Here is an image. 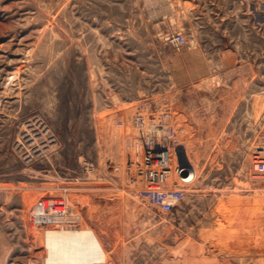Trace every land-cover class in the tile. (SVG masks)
Instances as JSON below:
<instances>
[{"label": "rangeland", "instance_id": "obj_1", "mask_svg": "<svg viewBox=\"0 0 264 264\" xmlns=\"http://www.w3.org/2000/svg\"><path fill=\"white\" fill-rule=\"evenodd\" d=\"M262 157L264 0H0L4 264H264Z\"/></svg>", "mask_w": 264, "mask_h": 264}, {"label": "built area", "instance_id": "obj_2", "mask_svg": "<svg viewBox=\"0 0 264 264\" xmlns=\"http://www.w3.org/2000/svg\"><path fill=\"white\" fill-rule=\"evenodd\" d=\"M175 40L177 42H181L183 40V36L177 35L175 37ZM148 150L149 148L146 151ZM257 168L263 171L264 162H259ZM153 172L157 173L156 171ZM153 177L151 181L148 183L147 187L144 190H142L143 196L148 198L154 204L160 206L162 209L170 210L173 203L176 202L182 196V191L179 189H163L159 184L158 175L157 174L156 176L153 175Z\"/></svg>", "mask_w": 264, "mask_h": 264}, {"label": "bare ground", "instance_id": "obj_3", "mask_svg": "<svg viewBox=\"0 0 264 264\" xmlns=\"http://www.w3.org/2000/svg\"><path fill=\"white\" fill-rule=\"evenodd\" d=\"M142 121H144V118L142 119ZM169 149H168V147L166 146V145H164V146H160V145H156V146H154V148H152V147H150L149 148V150L148 151H145V152H147V153H145V155H144V157L145 158H147V161H154L153 159H158V162H157V164H159V165H163L164 167H167V164H168V161H169V157L171 156L172 157V152H171V155L169 154ZM150 154H151V157H150ZM155 157V158H154ZM259 162H264V158L262 157V158H254V165H256V169H257V171H260L261 173H264V170L262 171V170H259L258 168H257V166H258V163ZM168 168V167H167ZM157 170V169H156ZM154 176H156V174L157 175H159V173L157 172V173H155V172H153L152 173ZM163 189H171V188H163ZM33 192V191H32ZM55 194V193H54ZM53 198V197H52ZM46 199V198H45ZM49 199H47V201H48ZM44 201V200H43ZM42 201V202H43ZM46 201V200H45ZM46 201V202H47ZM53 201H54V198H53ZM36 202V201H35ZM49 202V201H48ZM48 202H47V204H48ZM37 203V202H36ZM52 203V202H51ZM44 206H45V204L44 203H42ZM50 204V203H49ZM48 206H52V205H48ZM40 207H41V205H40ZM34 208V207H33ZM37 208V207H36ZM35 208V209H36ZM27 209V208H26ZM40 209V208H39ZM44 210H45V208H43ZM49 210V209H48ZM54 210V209H53ZM37 211V210H36ZM32 212V211H31ZM41 212V211H40ZM44 212V211H43ZM42 212V213H43ZM54 212H56V211H54ZM36 213V212H35ZM34 213V214H35ZM47 213V212H46ZM49 213H51V212H49ZM60 213V212H59ZM45 214V213H44ZM62 214V213H61ZM43 215V214H42ZM35 216V215H34ZM45 216V215H44ZM46 216H47V214H46ZM32 218H33V216H32ZM35 218V217H34ZM51 218H52V220H51V222L52 223H54V221L56 222L58 219H57V217L55 216V213H54V215H51ZM31 219V218H30ZM37 219V218H36ZM35 219V220H36ZM41 221V220H43V218L40 220L39 218L36 220L37 222H39V221ZM59 220H61V219H59ZM33 221V220H32ZM44 221V220H43ZM63 221V220H62ZM35 222V221H34ZM42 222V221H41ZM65 221H63V223H64ZM68 222V221H67ZM40 223V222H39ZM44 223H45V221H44ZM32 224V223H31ZM41 224V223H40ZM39 224V225H40ZM56 224V223H55ZM67 224V223H66ZM38 225V224H37ZM36 225V226H37ZM43 225H46V224H43ZM42 225V226H43ZM63 225V224H62ZM67 226H68V224H67ZM72 226V225H71ZM55 227V226H54ZM63 227V226H62ZM66 227V226H65ZM64 227V228H65ZM33 229V228H32ZM47 231V230H46ZM50 231H51V229H50ZM49 231V232H50ZM67 231H69V230H67ZM66 231V232H67ZM31 233V232H30ZM53 233H56V232H53ZM36 236H39V235H37L36 234ZM35 236V237H36ZM49 236V235H48ZM57 236H58V234H57ZM68 236V235H67ZM66 236V237H67ZM54 237H55V235H54ZM0 238H2V235H1V233H0ZM5 238V237H4ZM58 238V237H57ZM54 239H56V238H54ZM34 240V239H33ZM38 241V240H37ZM44 241V240H43ZM5 242V241H4ZM3 242V243H4ZM49 242V241H48ZM59 242V241H58ZM38 243H39V241H38ZM42 243V242H41ZM9 244V243H8ZM51 244V243H50ZM38 245V244H37ZM40 245V244H39ZM43 245H44V243H43ZM1 246V245H0ZM10 246V245H9ZM8 247V246H7ZM9 248V247H8ZM12 248V247H11ZM54 248V247H53ZM6 249V248H5ZM4 249V250H5ZM1 250V249H0ZM10 250V249H9ZM8 250V251H9ZM36 251H38V250H36ZM4 252V251H3ZM6 253L7 252H4V254L2 255L4 258H5V256H6ZM83 253V252H82ZM81 252H80V254H82ZM8 254V253H7ZM45 255V254H44ZM83 256V255H82ZM88 257V256H87ZM3 259V258H2ZM83 259V258H82ZM86 259V258H85ZM35 260V259H34ZM0 264H4V261L3 260H1L0 259Z\"/></svg>", "mask_w": 264, "mask_h": 264}]
</instances>
